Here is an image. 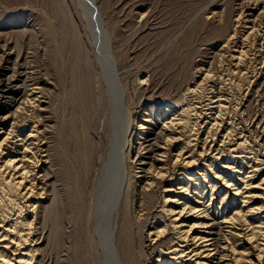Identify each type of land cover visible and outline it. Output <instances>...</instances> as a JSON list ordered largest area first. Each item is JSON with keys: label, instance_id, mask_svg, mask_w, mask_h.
Returning a JSON list of instances; mask_svg holds the SVG:
<instances>
[{"label": "bare ground", "instance_id": "bare-ground-1", "mask_svg": "<svg viewBox=\"0 0 264 264\" xmlns=\"http://www.w3.org/2000/svg\"><path fill=\"white\" fill-rule=\"evenodd\" d=\"M69 1L96 77L98 119L86 129L79 227L75 236L66 229L60 264H264V157L231 121L232 100L212 86L199 93L212 75L199 68L203 78L183 97L163 101L155 114L151 102L136 110L98 0ZM7 71L0 72V87L9 85L0 94V264H46L39 207L55 190L52 125L26 115L38 117L50 103L34 80L12 91Z\"/></svg>", "mask_w": 264, "mask_h": 264}, {"label": "rangeland", "instance_id": "rangeland-1", "mask_svg": "<svg viewBox=\"0 0 264 264\" xmlns=\"http://www.w3.org/2000/svg\"><path fill=\"white\" fill-rule=\"evenodd\" d=\"M71 4L69 0H0V72L8 70L12 91L27 81L39 82L50 103L38 117L26 115L52 125L48 138L55 190L39 207V225L44 231L41 253L46 264H60L59 256L68 252L67 228L77 234L78 180L85 170L86 129L93 130L98 119L96 77L85 62ZM98 4L136 110L151 102L155 114L163 101L174 100L181 92L183 97L202 68L204 75L206 71L212 75L208 73L211 77L204 80L199 93L215 87L226 94L234 107L231 121L248 130L246 134L256 141L259 155L264 157V0H98ZM145 77L148 80L140 86ZM8 88L2 82L0 94Z\"/></svg>", "mask_w": 264, "mask_h": 264}]
</instances>
